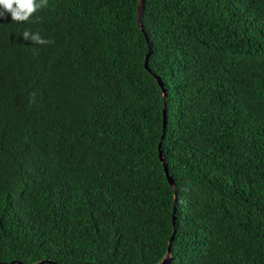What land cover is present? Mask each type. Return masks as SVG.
<instances>
[{"label": "trees", "instance_id": "16d2710c", "mask_svg": "<svg viewBox=\"0 0 264 264\" xmlns=\"http://www.w3.org/2000/svg\"><path fill=\"white\" fill-rule=\"evenodd\" d=\"M137 6L0 17V262L264 264V0Z\"/></svg>", "mask_w": 264, "mask_h": 264}, {"label": "clouds", "instance_id": "9594fccd", "mask_svg": "<svg viewBox=\"0 0 264 264\" xmlns=\"http://www.w3.org/2000/svg\"><path fill=\"white\" fill-rule=\"evenodd\" d=\"M48 0H0V17L11 15L14 22H28L41 9L47 7ZM25 41L33 44L47 45L52 41L43 38L38 32L33 33L30 30H24L21 33Z\"/></svg>", "mask_w": 264, "mask_h": 264}, {"label": "water", "instance_id": "95a60500", "mask_svg": "<svg viewBox=\"0 0 264 264\" xmlns=\"http://www.w3.org/2000/svg\"><path fill=\"white\" fill-rule=\"evenodd\" d=\"M144 1L145 0H138V6H137V23H138L140 28H142V24H141L140 18H141V14H142V11H143ZM143 32H144V35L146 37V42H147V46H148V52L145 55L144 66H145V68H147L149 70V68L147 66V60H148V57H149V55L151 53L152 45H151V42L149 41V38L147 37L145 31H143ZM154 77H155L157 83L159 84V86L161 87L162 97L164 98L165 97V90L163 88V82H162V80H161V78L159 76L154 75ZM162 114H163V122H162L163 132H162L161 138L164 137L165 128H166V107H165V101L164 100H163ZM161 145H162V143L160 141L158 143L159 158H160V160H161V162L163 164V169H164V173H165V175L167 177V180H168L170 186L174 190V200H175L176 199V195H177L176 186H175V183H174V180H173L172 176H170L168 174L167 164L165 163V159H164V156H163L162 151H161ZM172 238H173V235L170 237L169 245H170V242L172 241ZM170 260H171L170 247L168 246L165 256L163 257V259L160 262H158L156 264H170ZM42 261H44V260H42ZM42 261H40L39 263H42ZM48 262H50L52 264H57V263H55L53 261H49V260H48ZM0 264H24V263H22L20 261L12 260V261H8V262H0ZM32 264H34V263H32ZM84 264H90V263H84Z\"/></svg>", "mask_w": 264, "mask_h": 264}]
</instances>
